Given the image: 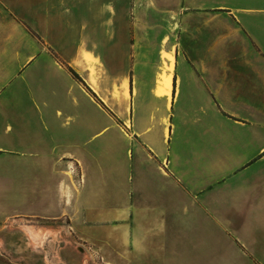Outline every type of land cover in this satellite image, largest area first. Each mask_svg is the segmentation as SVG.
Listing matches in <instances>:
<instances>
[{"label": "crops", "instance_id": "0c3cea01", "mask_svg": "<svg viewBox=\"0 0 264 264\" xmlns=\"http://www.w3.org/2000/svg\"><path fill=\"white\" fill-rule=\"evenodd\" d=\"M0 193L102 264H264V0H0Z\"/></svg>", "mask_w": 264, "mask_h": 264}, {"label": "rangeland", "instance_id": "374dc122", "mask_svg": "<svg viewBox=\"0 0 264 264\" xmlns=\"http://www.w3.org/2000/svg\"><path fill=\"white\" fill-rule=\"evenodd\" d=\"M128 52L131 53L132 64L127 66L126 73L132 80L134 79V85L139 83L141 88H147L150 77L154 78L155 75L158 77L164 70L165 64L160 63L158 50L131 49L127 50ZM12 186L14 187V184ZM7 194L10 195V192ZM7 194L2 193L4 197ZM24 217L16 215L8 221V224L0 225V264H102L92 245L78 238L67 239V236L65 239L59 236V239L45 238L33 242L25 230L12 224L15 219H24ZM28 219L35 221L34 217ZM62 230L61 227V232Z\"/></svg>", "mask_w": 264, "mask_h": 264}, {"label": "trees", "instance_id": "16d2710c", "mask_svg": "<svg viewBox=\"0 0 264 264\" xmlns=\"http://www.w3.org/2000/svg\"><path fill=\"white\" fill-rule=\"evenodd\" d=\"M74 74V73H73ZM75 75V74H74ZM76 76V75H75Z\"/></svg>", "mask_w": 264, "mask_h": 264}]
</instances>
